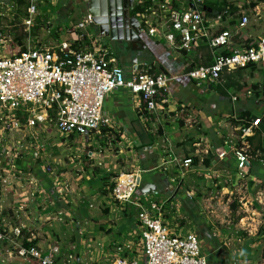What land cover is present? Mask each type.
Instances as JSON below:
<instances>
[{"label":"built area","instance_id":"1","mask_svg":"<svg viewBox=\"0 0 264 264\" xmlns=\"http://www.w3.org/2000/svg\"><path fill=\"white\" fill-rule=\"evenodd\" d=\"M60 1L25 0L24 6H21L19 0H13L7 5V11L15 17L19 15V10L24 11L20 26L27 34L21 45L17 42L18 47H26L25 51L18 48L20 51L13 55L0 56V162L6 160L12 174H24L25 166L22 165L25 158L31 159L34 165L43 159L45 149L37 138L40 133L56 130L68 139L72 135L81 139L98 136L111 139L114 136L112 122L104 108L108 96L116 89H126L140 99L143 111L150 115H167L171 104H174L169 88L171 79L149 69L132 71L127 77L113 52V43L99 33L85 32L88 27L95 28L88 15L79 24L61 29L65 33H75L74 41L50 47L28 43L27 48L30 33L36 27L42 28L41 22L45 17L42 9L48 4L56 8ZM147 1L138 0L137 3ZM152 1L153 7L137 15L150 37L187 54L203 46L210 51L211 65H200L187 73L192 81L199 85L221 86L227 76L238 71H250L252 68L264 71V36L256 41L243 37L240 43L235 41L249 24L245 14L233 30L228 28L229 24L225 26L226 21L221 15L209 18L207 11L198 9L197 5H205V0ZM176 2H180L179 8L174 6ZM2 11L0 4V15L7 18ZM51 25L49 22V31ZM6 39L0 31V41L7 43ZM259 124V119L255 120L240 135L241 146H233L241 178L248 174L253 158L247 138L252 128L259 127ZM217 155L223 160L226 152L221 151ZM17 160L23 164L20 165ZM168 165L175 167L171 182L179 185L192 171L194 160L192 157L180 159L172 156L163 162L160 169L168 171ZM2 168L7 170L0 164ZM48 174H53L52 170ZM141 174L140 170L121 174L113 180V188L109 186L107 189L112 201L125 207L135 206L138 210L135 248L127 240L118 243L117 258L113 264H209L197 234L193 231L182 233L168 221L171 200L153 201L149 193L139 194ZM1 181L7 184L5 180ZM58 253V247L43 252L37 247L20 246L17 254L36 264H56Z\"/></svg>","mask_w":264,"mask_h":264},{"label":"crops","instance_id":"2","mask_svg":"<svg viewBox=\"0 0 264 264\" xmlns=\"http://www.w3.org/2000/svg\"><path fill=\"white\" fill-rule=\"evenodd\" d=\"M209 2L215 3L218 1ZM72 4L73 3L68 2L65 6L60 7V9L56 11V15L60 17V20H63L64 24L69 21L70 16L74 13ZM93 29L96 30L95 28ZM143 36V43L146 46L145 49L140 47V50L132 51L129 45L125 49H119L120 44L113 43L111 44L113 52L119 57L118 59L125 70L127 77L130 76L132 71L140 69H149L153 73L159 72L168 76L171 79L169 83L171 98L173 101L175 100L177 104H171L169 114L167 115H150L143 111V105L140 99L135 98L128 90L116 89L113 91L105 102L104 111L111 119L112 133L114 135L118 134L122 139L121 145L129 143L127 144L129 152L125 156L126 158L134 157V165L132 166V169L127 171H123L122 168L118 169V163H115L116 158L112 159L109 158L106 153H103L102 155L101 152H97L98 149L95 146L94 139L89 137L86 138L84 142L85 145L77 143L80 147L79 151H76L80 152L82 150L80 154L76 153L68 157L65 170L68 169L69 172L65 174V179L68 182L73 180L74 184L75 182L76 184H80L82 181L89 190L91 188H98L100 185L98 184V180H100L104 189L103 193H105V191H108L107 189L112 184L113 180L121 174H128L135 170H140L144 177H142L141 174L139 194L142 193L144 187L150 188L151 186L154 188L149 190V196L155 192L159 195L160 191H158V182H162V173L168 176L175 172V167L173 165H168L166 167L168 171L164 170V168L160 169L163 162L167 161L169 157L172 156L180 159L192 157L194 165L189 175L190 178L189 176L187 178L186 175L179 185L174 184L175 188L172 189V192L170 193L172 194L170 197L172 204L171 209L172 207L174 208L173 203H175V198L181 190L182 185L186 183V180L192 179L195 180L196 183H199L204 177L206 180L204 185H206L208 189H211L212 186H214V180L211 179L212 177L222 178V181L227 180L226 182L228 186L223 185L221 189L225 190L227 193L242 191L248 202L245 207L247 210L246 212H248V217H245L244 219L242 218V222H239L238 224L239 228H246L245 230L248 232L247 237L245 236L246 234L244 235L246 243L243 247H235L232 251L229 250V255L237 257V259H235L236 261L240 260V264H243V262L248 264L251 261L248 259H251V257L254 256L256 249L260 244V236L257 235L258 233H256V231L262 221L256 218V216H261V211L264 207V162L263 160H260L264 157V154L258 152L259 157L255 158L252 156L253 158L249 166L248 174L243 178L239 176L236 158L232 149L234 145L240 144V128L233 125L231 120L237 121L240 112L245 110L249 111L251 109L246 107V101H239L237 96L231 94V99L228 98V103L225 102L221 109L215 105L206 109L207 105L205 102H203L204 105L200 108L201 106L197 100L207 101L206 99L211 94L210 92L212 91V88L207 84L199 85L189 79L186 75L193 67H198L203 63L206 51L205 53H202L203 48L201 47L195 52L187 54L184 51L169 47L164 41L159 42L156 38L150 37L147 32H145ZM243 39H249V37L245 36ZM4 42L5 41H0V47L6 50L8 42ZM2 43L4 44L2 45ZM17 48L22 49L20 46H17ZM236 75L237 74L235 73L230 76L235 80ZM227 77L225 78L223 85L219 86L220 88L226 85ZM203 86L207 91L201 90V87ZM202 92L204 95L201 94ZM227 96L228 95L222 97ZM256 105L259 109V113L264 111V106L258 105V102ZM173 106H176L177 108H174ZM203 108L205 109L204 112L202 111ZM255 116H257V114H255ZM224 118L228 119L226 123L225 121L222 122ZM177 124H179V128L177 127ZM219 126L221 129H219ZM160 128L165 130L164 135L162 136H159L158 133H156V130ZM257 128H252L248 137H253L255 134L254 129ZM31 133L34 134V132ZM146 134L149 135L148 138L146 137ZM225 134L227 136H224ZM41 135V133L38 134L37 138ZM75 138L76 137H70L69 144H66V146H69L68 148L73 149L72 140ZM144 141H146V143ZM179 143H181V145H178ZM259 145L264 149V135L256 137V140L253 141L252 149L259 147ZM202 147L204 149H202ZM134 148L137 149V152L133 150ZM86 150H89V153H93L85 156L86 160L92 162V167L88 170L82 166L85 155L84 151ZM221 151L226 152V157L223 160H220L217 155V153ZM249 151L251 152V150ZM48 156L51 157L52 154L49 153ZM18 160L17 162L22 165V161ZM106 162H109L110 166L109 163ZM0 164L7 169H0V179L3 181L5 180L7 183L2 184V187L0 188V234L3 235V239L0 240V264H36L34 261L19 257L17 254L18 248L20 246L23 247L25 243H31L33 241H37L34 247L41 249L43 252H47L50 249L57 247V244L54 243L47 244V242H53L54 236L52 237L51 232L48 230H42L41 228L43 223L47 222L49 223V226H54L55 222L53 218H41L39 213L42 207V200L47 199V192L50 193L45 178H49L52 182L51 178L55 175L57 184L62 186L63 183H60L59 178L54 171L51 175L47 174L41 176L40 173H42V168L38 164L34 165L31 159L25 158V162L22 165L25 166L23 175L17 173L12 174L8 169L6 160H4L3 163L1 161ZM53 164L54 163L52 162V165L49 164V166L53 168ZM103 165L104 168L102 169L98 167H102ZM68 166H71L72 173H70L71 171ZM73 171L77 172L76 178ZM115 175H117V177H115ZM50 176L53 177L50 178ZM40 183L43 185L41 186ZM185 186H187V189H184L187 194L186 198H188L189 201H192L195 191L203 189V187H196V184L195 187H191L188 182L186 185L184 184V187ZM101 187L99 189H101ZM65 190L66 189H63L60 186L57 189H50L55 201L58 195ZM166 190V192H168V189ZM8 198H10L9 201ZM48 198L49 200L47 201L50 202L49 206H51V211L55 212L58 204L57 202L52 201V197ZM179 208L180 209H178L177 212L178 216L180 215L181 209L185 211V207H181L180 205ZM5 209H7L8 215H15L17 219L12 220L4 217L3 213ZM167 218L168 221L172 223V218L169 213ZM50 220L53 221L50 222ZM239 220L240 219H238V221ZM242 224H247L249 227H243L244 225ZM210 231L209 229L207 231L200 229L198 232L199 234L201 233L202 236L198 235V238L202 239L204 243V245H202L203 252L207 251L210 256H217L219 250L215 248L213 249L211 244L207 243V245V241L204 240L205 237L209 236L208 234ZM17 232L19 235H17ZM182 233L187 232L183 231ZM213 234L216 238L222 241L227 237V235L223 237V234L219 232L218 234ZM43 239H46L47 242H44ZM99 239L102 241L105 240L104 237ZM211 240L212 239H208L209 242H211ZM239 240L241 239H238V241ZM102 253L103 255L117 258L116 249L114 254H111L109 250L105 249L102 250ZM71 263L76 264V261L72 258Z\"/></svg>","mask_w":264,"mask_h":264},{"label":"rangeland","instance_id":"3","mask_svg":"<svg viewBox=\"0 0 264 264\" xmlns=\"http://www.w3.org/2000/svg\"><path fill=\"white\" fill-rule=\"evenodd\" d=\"M209 1L216 0H205V2ZM226 1L230 6L237 7L238 11L234 16L228 17L225 26H228L232 19L239 20L244 14L249 18V24L247 28L239 34V39L242 36H247L256 41L259 37L264 36V0ZM11 3H13V0H0V4L3 7L2 13L7 16V18L2 17L0 31L7 38L6 41L8 42V47L6 50L0 47V56L13 55L20 51L17 48L16 35L24 33V28L23 26H20L19 20L16 19L15 21L14 14L7 11V5ZM66 3H68V0H61L56 8L49 4L45 8L41 7L44 8L42 9V12L45 14L44 21H40L42 28L38 27L37 29H33L31 32L32 34L30 33V36L26 42L27 48L29 44L32 46V44L35 42L37 44L39 43V46L41 45L43 47H50L64 41H74L76 39L75 33H65L61 31V29L66 28L71 24L77 25L82 20H84V18L87 16V4L83 3L81 0L69 1V3H73L72 5L74 13L72 16H70L69 21L64 24L63 20H60V17L56 15V11L60 9V7L65 6ZM21 16L19 15L18 17L21 18ZM49 22L52 23L51 31L48 30ZM10 23H16V25L12 26L13 24ZM15 29H17V32ZM85 32L87 34L90 32L99 33L98 30H94L93 28L89 27L85 29ZM106 40L112 43L109 39ZM126 47H128L127 44L119 45V49H125ZM202 53H205V51L203 50ZM261 73L262 71L258 70L254 73L251 71H244L240 74H237L234 80V86L228 88L226 86L225 90L223 89L225 88V85L221 87L223 91L227 93V97H222L220 91L216 87H213L212 91H209L211 94L206 99L207 101L197 100L201 106L200 108H202L204 105L203 102H205L207 105L206 109L212 105H215L221 109L225 102L228 103V98L231 99V94L233 96H237L239 101H246V107L251 109L249 111L253 116L257 114L255 117H264V111L259 113V109L256 105L258 102V105L264 106V102L262 101V98L255 96L256 91H254L253 88V86L258 83H264ZM201 90L207 91L204 86L201 87ZM249 92L252 93L251 96L248 95ZM201 94L204 95L203 92ZM173 103L177 104L175 100ZM173 107L177 108L176 106ZM202 111L204 112L205 109L203 108ZM227 120V118H224L222 122L225 121L226 123ZM177 127H180L179 124H177ZM219 129H221L220 126ZM164 132L165 130H162L161 128L156 130V133H158L159 136L164 135ZM224 136L227 135L225 134ZM118 137L120 138L118 134H115L111 139L103 136H98L95 138L94 143L98 149L97 152H101L102 155L103 153H106V155L112 159L116 158L115 163H118V169L122 168L123 171H127L129 169L131 170L132 166L134 165V157L126 158L125 156L129 152V149L127 148V144L129 143L121 145L122 139L120 138V140H118ZM146 137L148 138L149 135L146 134ZM39 139L40 142L43 143V147L45 149V152H43V159L38 161V165L42 168V173H40V175L44 176L47 175L49 171H54L57 174L60 183H63L60 187L66 189L58 195L55 201L53 199V193L50 191V189L59 188L57 186L55 175L54 177L50 176V178L53 177L51 178L52 182L49 180V178H45L47 188L50 193L46 191L47 199L42 200L41 204L43 208L41 207L39 215L41 218L44 217V219L49 217L51 219L53 218L54 222L56 223L55 224L53 222L54 226H49L48 222L43 223V226L41 227L42 230H48L51 232L52 237L54 236L53 242H47L46 239H43L44 242H47V244H57V247L59 248V253L56 257L55 263L72 264L71 259L73 258V260L76 261V264H113L116 258L103 255L102 250H109L111 254H114L115 249H117V244L123 243L126 240L135 248V241H138V239L135 238L137 233L135 228L136 217L138 213L137 208L135 206L125 207L112 201L108 197V193H103L104 189L100 180H98V184H100L98 188H91L89 190L88 187L82 183V181L80 184H76V182L74 184L73 180L68 182L65 179V174L69 172L68 169L65 170L68 157H70L72 154H80V152H82V150L80 152H77L76 150L79 151L80 145L84 144L86 140L85 138H75L72 140L73 149L68 148L69 146H66V144H69L70 138L68 139L66 137L60 136L56 130L42 134ZM144 142L146 143V141ZM178 145H181V143ZM202 149L204 148L202 147ZM133 150L137 152L136 148ZM84 152L85 155L84 160L82 159V166L88 170L92 167V162L86 160L85 156L87 154L90 155V151L86 150ZM49 153L52 154L51 157L46 156L49 155ZM23 155H25V152H23ZM121 159H123L125 162ZM262 160L264 162V157ZM52 162L54 163L53 168L49 166V164L52 165ZM98 167L102 169L104 168V165L102 167ZM68 168L71 171V166H68ZM70 173H72V171ZM73 174L76 178L77 172L73 171ZM189 175L190 172L187 174V178ZM142 177H144L143 174ZM171 177L172 175L166 176L162 173V182H158V191H160V194L157 195L156 192L154 194H150L153 201H167L170 199L172 195L170 193L172 192V189L175 188V185L171 182ZM211 179L214 180V186H212L211 189H208V187L204 185V182L206 181L204 177L199 183H196L195 180L192 179L186 180V183H184L185 185L188 182L190 183L191 187H195L196 184V187H203V189L200 191H195L194 189L195 195L192 201H189L188 198H186L187 194L185 192L187 186L184 187V184L182 185L181 190L178 192L177 197L175 198V203H173L174 208L172 207V209L169 211L170 217L172 218L171 222L174 223L178 231H193L197 234V236H202L201 233L199 234L198 232L200 229H204L206 231L209 229V231H213H210L209 234L207 233L209 236L205 237L204 239L207 241L206 244L210 243L213 249L215 248L219 250V254L217 256H210L209 252L204 251L211 264H240V260L236 261L237 257L229 255V250L232 251L235 247H243L246 243L245 236H248V232L245 230L246 228H239L238 224L239 222H242V218L244 219L245 217H248V212H246L247 210L245 208L248 202L246 201L245 195L242 193V191H233V193H227L225 190L221 189L223 185L228 186L226 182L227 180L222 181V178L217 177H212ZM42 185L43 184H41V186ZM1 187L2 181L0 179V188ZM100 187L101 189H99ZM165 188L168 189V192H166L167 190ZM48 197H52V201H55L58 204L57 210H55V212L51 211V206H49L50 202L47 201L49 200ZM9 200L10 198H8V201ZM236 202H238L239 205L238 210L237 212L233 213L232 205ZM180 205L181 207H185V211L182 209L181 211L179 210L180 215L178 216L177 212L178 209H180ZM3 215L4 217L12 220L17 219L15 215H8L7 209L4 210ZM260 217L256 216V218L262 221L258 226V230L256 231V233H258L257 235L260 236V244L256 249L254 256H252L251 259H248L249 261L251 260L248 264H256L259 262L264 264V207L261 211ZM238 219L241 221H238ZM53 220H50V222ZM251 222L253 223L252 220ZM242 225H244L243 227L248 226L247 224ZM218 232L223 234V237L225 235H227V237L223 241L216 238L213 233L218 234ZM98 237H104L105 240L102 241ZM208 239H212L211 242H209ZM238 239L241 240L238 241ZM199 241L202 247V245H204L202 239H199ZM243 264L245 263L243 262Z\"/></svg>","mask_w":264,"mask_h":264},{"label":"trees","instance_id":"4","mask_svg":"<svg viewBox=\"0 0 264 264\" xmlns=\"http://www.w3.org/2000/svg\"><path fill=\"white\" fill-rule=\"evenodd\" d=\"M19 3L21 6H24L25 4V0H19ZM179 5H180V2H176L174 4V6L176 8H179ZM205 5L207 6V17L209 18H215L219 15H221L223 17V20L224 21H227L228 17L229 16H234L236 14V12L238 11V8L237 7H234V6H230L226 0H223V1H218V2H206ZM154 6V3L152 0H149L147 2H143V3H136L135 5V9H134V15H140V14H144L145 11L149 10V8L153 7ZM24 11L23 10H19V15L23 16L24 14ZM19 15H17L15 17V21L16 19L19 20L20 22V18L18 17ZM21 16V17H22ZM2 16L0 15V27H1V24H2ZM238 24V20H234L232 19L230 22H229V27L228 28H231V29H234L235 26ZM224 28H227V27H224ZM37 29V27L35 28ZM15 31L17 32V29H15ZM27 37V34L26 33H21V34H18L16 35V41L19 43V44H22V42L26 39ZM235 41L237 43H240V39L239 38H236ZM252 41H249V43H251ZM78 48V47H76ZM22 50H26V48H22ZM204 51H206V54L204 55L205 56V59L203 61V63L201 65H211L212 64V57H211V54H210V51H208V49L203 46V49ZM186 53V52H185ZM119 58V57H118ZM200 66V65H199ZM194 68V67H193ZM252 73L256 72V68H252V70H250ZM244 71H238L236 72V74H240ZM159 73V72H158ZM262 75V78L264 79V71H262L261 73ZM234 78L232 76H228L227 77V81H226V85H225V88H223L224 90L226 89V86L227 88L228 87H232L234 86ZM213 87H216L219 91H220V94L222 96H226L227 93L223 91L222 88H220L219 86H213L211 85V88ZM254 88V91L255 92V96L258 97V98H262V101L264 102V83H258L256 85L253 86ZM251 119V120H250ZM259 119V127L257 129H254V136L253 137H248L247 138V142L250 146V150H251V155L253 157H259V153H263L264 154V149L262 148L261 145H259V147H256L255 149H252V144H253V141L256 140V137H259L261 135H264V117H255L252 115V113L248 110H245V111H242L238 114V119L237 121H234V120H231L232 124L235 125L236 127H239V134L242 135L243 132L245 130H247L248 128L251 127V124L255 121V120H258ZM103 133H107V130H103ZM76 137L75 135H72L71 138H74ZM118 140H120V138L118 137ZM238 147L241 146V144H237ZM259 152V153H258ZM262 160V159H260ZM115 177H117V175H115ZM114 184H111L110 187L113 188ZM109 193V191H105V194ZM174 196V195H173ZM238 202L236 203H233L232 205V211L233 213L237 212L238 210ZM129 207H132V206H129ZM37 241H33L31 243H25L24 246H26L27 248H30V247H34L36 245ZM209 264L210 261H209ZM256 264H263V263H256Z\"/></svg>","mask_w":264,"mask_h":264},{"label":"water","instance_id":"5","mask_svg":"<svg viewBox=\"0 0 264 264\" xmlns=\"http://www.w3.org/2000/svg\"><path fill=\"white\" fill-rule=\"evenodd\" d=\"M87 4V15L99 34L109 39L112 43L127 44L132 51L146 48L143 43L144 27L137 15H134L133 8L130 11L124 10L127 1L123 0H81ZM135 0H129L133 5ZM193 7V5H192ZM198 9L207 11V6L199 3ZM141 186V179L138 181ZM154 187H144L142 193H150ZM146 190V191H144ZM148 190V191H147ZM154 191V190H153Z\"/></svg>","mask_w":264,"mask_h":264},{"label":"flooded vegetation","instance_id":"6","mask_svg":"<svg viewBox=\"0 0 264 264\" xmlns=\"http://www.w3.org/2000/svg\"><path fill=\"white\" fill-rule=\"evenodd\" d=\"M123 1H127L126 7H124V10H126L128 12L133 8V13H134L135 5H136L138 0H135L133 5L130 4L129 0H123Z\"/></svg>","mask_w":264,"mask_h":264}]
</instances>
